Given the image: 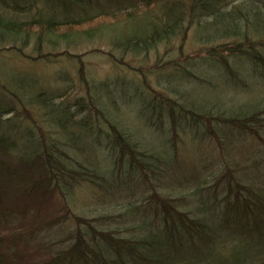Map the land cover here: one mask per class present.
Here are the masks:
<instances>
[{
  "label": "trees",
  "instance_id": "trees-1",
  "mask_svg": "<svg viewBox=\"0 0 264 264\" xmlns=\"http://www.w3.org/2000/svg\"><path fill=\"white\" fill-rule=\"evenodd\" d=\"M81 1L0 0V51L21 52L20 47L26 49L33 46L37 55L50 63L51 52L44 53L48 44L55 48L71 47L77 42L97 37L105 25L102 28L77 30L75 27L105 18L133 20L142 10L150 14L159 10L163 18L155 15L142 27L135 24L123 35L116 36L113 45L133 54L147 51L184 33L195 22L202 27L201 19L208 17L212 20L202 29L209 31L210 35L238 38L237 46L226 50L232 61H237L235 69L242 64L241 61H246L250 63L252 71L264 77V53L244 47L250 38V42H256L250 37L251 34H263L260 29L264 25V16H261L259 6L249 3L246 8H242V5L229 8L228 0H141V7L122 15L105 13L78 21L58 22L60 18L51 14L50 8L56 7L63 9V12L74 11ZM105 1L111 3L113 0ZM260 1L264 3V0ZM38 2L50 14L45 13L42 6L40 10L43 11H35L34 19L21 20L22 16L30 15ZM188 16L190 18L186 19ZM208 57V61L213 62L227 82L237 81L238 74L226 65L228 58L218 54L215 49ZM79 74L86 91L85 95L73 100L72 92L68 91L54 95L51 91L38 90L33 94V85L25 78H22L25 80L23 82L13 81L11 85L14 84L16 90L0 91V264H21L22 256L35 257L37 253L33 247L36 235L59 227L69 218L68 210L52 217L50 201L56 195H66L72 199L82 184L101 189L103 184L98 181H108L116 173L122 172L124 165L128 166L129 178H144L146 172L154 167L151 161L154 157L140 151L120 123L107 118L104 107L98 104L100 98L93 95V92H97L94 90L96 87L89 85L83 68H80ZM18 93L29 96V106L41 113L42 126L27 108L18 112ZM125 93L128 100L132 98L128 92ZM57 98L62 101L59 105L53 103ZM21 114L27 117L26 122H32L39 137L21 120ZM165 114L171 121L170 132L173 134L178 132L175 126L183 130L188 124L198 129L203 125L209 127L208 118L195 109L178 105L167 95H163L162 99L146 101L140 111L145 123L154 127L161 123L162 129ZM263 115L264 111H259L226 122L229 121L230 127L235 126L238 130L259 137L258 131L253 133L252 124L260 122ZM180 119L184 123L181 124ZM106 124H109L108 130L103 129ZM263 124L256 126L263 131ZM214 128L217 129L211 125L213 133ZM53 132L57 133L55 137H51ZM98 145L107 150L106 156L101 149L97 150ZM65 148L73 151L80 148L82 155L87 149L93 150L100 157L99 165L86 167L78 161L77 155L70 157ZM109 163L114 166L113 170L109 169ZM151 198L161 206L164 214L165 227L161 232L160 229L157 231L159 234L151 232L143 238H124L114 231L98 229L91 220L75 217L76 230L68 237L69 245L57 249L53 254L50 252L48 259L40 260L37 264H264V244L254 240L258 234H264V190L258 195L246 185L232 180L227 185V205L223 212L218 216L215 212L222 206L214 210L206 204L209 202H203L201 208L208 210L207 217L197 219L176 210L156 193ZM36 219L38 225L35 228L24 226V222ZM20 220L24 221L20 223ZM227 244L232 246L229 257L220 255L216 258L209 252L214 247L224 248ZM38 245L42 248L41 244ZM202 249H208L207 255L201 253Z\"/></svg>",
  "mask_w": 264,
  "mask_h": 264
},
{
  "label": "rangeland",
  "instance_id": "rangeland-1",
  "mask_svg": "<svg viewBox=\"0 0 264 264\" xmlns=\"http://www.w3.org/2000/svg\"><path fill=\"white\" fill-rule=\"evenodd\" d=\"M172 1L177 0H170ZM229 2V8L239 5L246 8L249 3L259 6L261 16H264V3L260 0H228L226 3ZM42 6L38 2L30 15L22 16L21 20L34 19L35 11H43L40 10ZM141 6V0H113L111 3L105 0H82L74 11L63 12L59 7L50 10L51 14L60 18L58 22H63L105 13L122 15ZM45 10L47 8L44 12L50 14ZM155 15L162 16V12L157 10L150 14L147 10H142L133 20L105 18L75 27L77 30L102 28L105 25L99 30L101 32L97 37L77 42L71 47L55 48L48 44L44 53L51 52L50 63L42 60L33 46L24 49L19 44L21 52L0 51V91L5 93L7 89L16 90L15 85H11L13 81L23 82L25 80L22 78H25L33 85V94L38 90L51 91L54 95L68 91L72 92L73 100L85 95L86 89L81 84L79 74L80 68H83L89 85L96 87L94 90L97 92H93V95L100 98L97 101L101 104H98L104 107L107 118L120 123L125 133L137 144V148L154 157L151 160L154 167L146 172L144 178H129L128 166L124 165L122 172L116 173L108 181H98L103 184L101 189L82 184L72 199L66 195H56L50 201L52 217L68 210L69 218L59 227L37 234L33 247L37 255L22 256L21 264H37L40 260L48 259L50 252L53 254L57 249L67 247L69 235L76 230L75 217L91 220L98 229L114 231L124 238H143L151 232L159 234L157 231L160 229L161 232L165 224L161 206L151 200L155 193L193 219L207 217L208 210L201 208L203 202H209L206 204L211 205L214 210L222 206L215 212L219 216L226 208L227 185L232 180L246 185L258 195L262 194L264 130L261 131V127L256 124L264 123V115L260 122L252 124L253 133L258 131L259 137L238 130L235 126L230 127L229 121H226L264 111V77L252 71L250 63L246 61H241L242 64L235 69L237 61H232L226 50L236 47L238 38L210 35L209 31L202 29L205 28L204 24L212 20L208 17L201 19L202 27L195 22L184 33L147 51L133 54L113 45L112 41L116 36L123 35L125 31L134 28L135 24L137 27L146 25L147 20ZM189 18L188 16L186 19ZM260 30L263 33L261 36L250 35L256 42H250V38L244 47L264 53V25ZM214 49L228 58L226 65L238 74L234 83L227 82L213 62L208 61L207 58ZM125 91L132 96L131 99H127ZM163 95L208 118L209 127L203 125L198 129L188 124L183 130L175 126L178 132L173 134L170 132L171 121L166 114L162 119L164 129L160 122L157 127L145 123L140 117L142 106L153 98L162 99ZM28 97L21 93L18 95V112L27 108L40 124L41 113L37 108L29 106ZM53 103L59 105L62 101L57 98ZM21 120L39 137L32 122L25 121L28 120L26 116L21 114ZM180 121L181 124L184 123L181 119ZM211 125L217 127L216 130L214 128V133ZM262 127L264 128V124ZM103 129L108 130L109 124L103 126ZM171 130L173 132V127ZM47 133L49 134V130ZM56 134L53 132L51 137ZM79 149L73 151L65 148L70 157L77 155L78 161L83 165H89V168L99 165L100 157L93 150L87 149L82 155ZM100 149L106 156L107 150L98 145L97 150ZM6 163L13 165L11 162ZM75 167L80 169L79 166ZM108 167L110 170L114 168L110 163ZM23 221L20 220V223ZM215 224L218 222L215 221ZM29 225L32 229L35 228L38 225L37 219L24 222L26 228ZM257 237L254 240H260L264 244V234H258ZM231 248L227 244L224 248L214 247L209 252L216 258L220 255L229 257ZM207 250L202 249L201 253L207 255Z\"/></svg>",
  "mask_w": 264,
  "mask_h": 264
}]
</instances>
